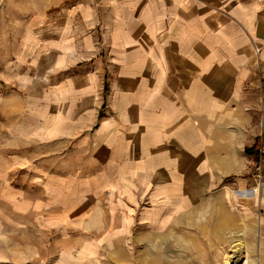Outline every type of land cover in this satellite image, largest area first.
Segmentation results:
<instances>
[{
  "label": "crops",
  "instance_id": "1",
  "mask_svg": "<svg viewBox=\"0 0 264 264\" xmlns=\"http://www.w3.org/2000/svg\"><path fill=\"white\" fill-rule=\"evenodd\" d=\"M74 2L69 18L80 15L91 28L83 40L69 22L56 39L49 38L51 24L38 14L22 41L34 66L49 60L51 66L73 65L83 49L93 54L89 61L96 70L67 92L76 95V110L48 113L41 128L48 143L68 139L89 147L93 172L68 180L59 172L43 177L51 195L66 192L73 181L72 193L83 203L77 213L91 214L83 221L85 231L99 232L123 217L122 230L107 234L113 242L130 224L127 208L138 204L140 183L176 200L178 188L204 187L203 196L214 178L242 170L241 152L257 133L252 100L264 80V0ZM97 68H105L104 75L115 72L112 80L106 75L113 85L103 108V73ZM103 111L104 120L94 122ZM82 116L87 118L80 126L76 120ZM227 162L235 165L226 169L221 164ZM107 213L111 218L104 224ZM52 219L48 227H65L68 217Z\"/></svg>",
  "mask_w": 264,
  "mask_h": 264
},
{
  "label": "rangeland",
  "instance_id": "2",
  "mask_svg": "<svg viewBox=\"0 0 264 264\" xmlns=\"http://www.w3.org/2000/svg\"><path fill=\"white\" fill-rule=\"evenodd\" d=\"M74 1L0 0V264H224L232 251H241V264H264V80L252 100L257 133L241 152L242 170L214 178L203 196L204 187L178 188L176 200L140 183L138 204L127 208L130 224L122 238L112 242L107 237L122 230L121 216L99 232L97 227L91 232L83 229L91 214L77 213L83 203L72 193L73 181L62 194L46 192L45 172H59L67 180L93 172L89 147L68 139L48 143L41 128L48 113L76 110L78 99L67 92L81 86L80 80L96 68L89 61L93 54L84 49L73 65L51 66L49 60V65L34 66L22 40L38 14L47 16L51 24L49 38L56 39L60 27L69 22L84 39L91 28L80 15L69 18ZM97 69L103 73L102 92L103 88L107 92H101L102 105L113 85L106 75L112 80L115 72L104 75L105 68ZM85 118L76 122L83 126ZM94 119L104 120V111ZM253 148L255 153L247 155L246 150ZM221 165L228 169L235 164ZM185 202L193 206L182 209ZM57 216L68 217L66 226L48 227ZM110 218L107 213L101 220L106 224Z\"/></svg>",
  "mask_w": 264,
  "mask_h": 264
},
{
  "label": "bare ground",
  "instance_id": "3",
  "mask_svg": "<svg viewBox=\"0 0 264 264\" xmlns=\"http://www.w3.org/2000/svg\"><path fill=\"white\" fill-rule=\"evenodd\" d=\"M241 256H243L241 251H232V254H230L229 256L227 255V257L225 258L224 264H241ZM243 264L249 263L248 261H246Z\"/></svg>",
  "mask_w": 264,
  "mask_h": 264
},
{
  "label": "trees",
  "instance_id": "4",
  "mask_svg": "<svg viewBox=\"0 0 264 264\" xmlns=\"http://www.w3.org/2000/svg\"><path fill=\"white\" fill-rule=\"evenodd\" d=\"M254 153H255L254 148L251 149V150H250V149H247V150H246V154H247V155H252V154H254Z\"/></svg>",
  "mask_w": 264,
  "mask_h": 264
},
{
  "label": "built area",
  "instance_id": "5",
  "mask_svg": "<svg viewBox=\"0 0 264 264\" xmlns=\"http://www.w3.org/2000/svg\"><path fill=\"white\" fill-rule=\"evenodd\" d=\"M255 52L256 54H259L260 53V49L258 47L255 48Z\"/></svg>",
  "mask_w": 264,
  "mask_h": 264
}]
</instances>
